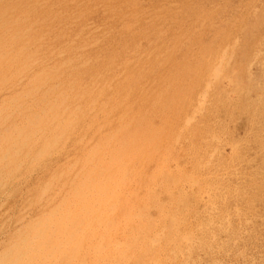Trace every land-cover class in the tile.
I'll list each match as a JSON object with an SVG mask.
<instances>
[{
	"label": "rangeland",
	"instance_id": "374dc122",
	"mask_svg": "<svg viewBox=\"0 0 264 264\" xmlns=\"http://www.w3.org/2000/svg\"><path fill=\"white\" fill-rule=\"evenodd\" d=\"M0 2V139L8 142L0 141V252L59 201L82 159L90 166L97 161L86 156L96 140L140 120L149 130L144 128L139 148L128 149L127 161L132 190L154 195L153 209L141 218L148 230L143 234L154 244L141 242L128 264H264V0ZM37 93L50 103L37 102ZM22 109L45 113L41 121L29 122L23 119L30 113L17 114ZM5 126L12 133L7 139ZM100 167L94 171L100 173ZM55 235L65 240V228ZM154 249L157 259L151 260L146 252ZM107 261L103 264H114Z\"/></svg>",
	"mask_w": 264,
	"mask_h": 264
},
{
	"label": "bare ground",
	"instance_id": "6f19581e",
	"mask_svg": "<svg viewBox=\"0 0 264 264\" xmlns=\"http://www.w3.org/2000/svg\"><path fill=\"white\" fill-rule=\"evenodd\" d=\"M4 1V0H3ZM11 1V0H9ZM16 2V0H13ZM19 1V0H17ZM27 1V0H26ZM158 1V0H157ZM175 1V0H174ZM178 1V0H177ZM180 1V0H179ZM213 1V0H212ZM6 2V0H5ZM24 2V1H22ZM45 2V1H43ZM1 3V2H0ZM11 4L14 2H10ZM17 3V2H16ZM40 3V2H38ZM143 3V2H142ZM171 4V2H169ZM176 3V2H175ZM210 3V1H209ZM213 3V2H212ZM6 4V3H5ZM9 4V3H8ZM15 4V3H14ZM20 4V2H19ZM22 4V3H21ZM28 4H31L28 2ZM27 4V5H28ZM174 4V3H173ZM172 4V6H173ZM205 4V3H204ZM203 4V5H204ZM211 4V3H210ZM3 5V4H2ZM15 5H18L15 4ZM26 5V6H27ZM1 6V4H0ZM9 6V5H5ZM20 6V5H19ZM22 6V5H21ZM20 6V7H21ZM24 6V5H23ZM33 6V5H32ZM132 6V5H130ZM141 6V5H139ZM13 7V6H12ZM11 7V8H12ZM15 7V6H14ZM40 7V6H39ZM38 7V8H39ZM57 7V6H56ZM129 7V6H128ZM127 7V8H128ZM137 7V6H136ZM144 7V6H143ZM169 7V6H168ZM178 7V6H177ZM204 7V6H202ZM201 7V8H202ZM7 8V7H6ZM29 8V7H28ZM31 8V7H30ZM68 8V7H67ZM66 8V10H67ZM93 8V7H92ZM124 8V7H123ZM134 8V7H133ZM146 8V7H145ZM149 8V7H148ZM190 8V7H189ZM200 8V7H199ZM212 8V7H211ZM10 9V8H9ZM17 9V8H16ZM20 9V8H19ZM37 9V8H36ZM61 9V8H59ZM72 9V8H71ZM121 9V8H120ZM131 9V8H130ZM161 9V8H160ZM165 9V8H164ZM169 9V8H168ZM175 9V8H174ZM179 9V8H177ZM191 9V8H190ZM194 9V8H193ZM7 10V9H5ZM12 10V9H11ZM10 10V11H11ZM14 10V9H13ZM58 10V9H57ZM62 10V9H61ZM143 10V9H142ZM159 10V9H158ZM167 10V9H166ZM180 10V9H179ZM188 10V9H187ZM195 10V9H194ZM215 10V9H214ZM4 11V10H3ZM0 11V12H3ZM18 11V10H17ZM20 11V10H19ZM30 10H28L29 12ZM161 11V10H160ZM183 11V10H182ZM207 11V10H206ZM206 11L204 13H206ZM122 12V11H121ZM126 12V11H125ZM137 12V11H136ZM203 12V11H202ZM201 12V13H202ZM7 13V12H6ZM13 13V12H12ZM15 13V12H14ZM13 13V14H14ZM17 13V12H16ZM15 13V14H16ZM19 13V12H18ZM37 13V12H36ZM35 13V14H36ZM62 13V11H61ZM112 13V12H111ZM148 13V12H147ZM170 13V12H169ZM200 13V12H199ZM203 13V14H204ZM213 13V12H212ZM10 14V15H13ZM20 14V13H19ZM40 14H42L40 12ZM146 14V13H145ZM164 14V13H163ZM181 14V13H180ZM188 14V13H185ZM4 15V14H3ZM9 15V14H8ZM32 15V14H31ZM54 15V14H52ZM58 15V14H57ZM62 15V14H59ZM122 15V14H121ZM127 15V14H126ZM147 15V14H146ZM176 15V14H175ZM39 16V15H37ZM43 16V15H42ZM116 16V15H115ZM157 16V15H155ZM178 16V15H177ZM208 16V15H207ZM206 16V17H207ZM221 16V15H220ZM16 17V16H15ZM30 17V16H29ZM28 17V18H29ZM50 17V15H49ZM48 17V18H49ZM55 17V16H54ZM58 17V16H57ZM129 17V16H128ZM132 17V16H131ZM193 17V16H192ZM191 17V18H192ZM17 18V17H16ZM19 18V17H18ZM37 18V17H35ZM47 18V17H46ZM45 18V19H46ZM53 18V17H52ZM67 18V17H66ZM150 18V17H148ZM166 18V17H165ZM178 18V17H177ZM44 19V18H43ZM147 19V18H146ZM160 19V18H159ZM162 19V18H161ZM187 19V18H186ZM204 19V18H203ZM208 19V18H206ZM217 19V18H216ZM39 20V19H38ZM96 20V18H95ZM104 20V19H103ZM191 20V19H190ZM218 20V19H217ZM64 21V20H62ZM92 21V20H91ZM137 21V20H135ZM159 21V20H157ZM166 21V20H165ZM164 21V22H165ZM168 21V20H167ZM174 21V20H173ZM179 21V20H178ZM31 22V21H30ZM39 23V21H37ZM41 22V20H40ZM45 22V21H44ZM47 22V21H46ZM67 22V21H66ZM89 22V21H88ZM126 22V21H123ZM129 22V21H128ZM127 22V24H129ZM181 22V21H180ZM185 22V21H184ZM195 22V20H194ZM35 23V22H34ZM43 23V21H42ZM54 25V22H52ZM58 23V22H57ZM60 23V22H59ZM110 23V22H109ZM121 23V22H120ZM155 23V22H154ZM178 23V22H177ZM235 23V22H234ZM62 24V23H61ZM66 24V23H65ZM122 24V23H121ZM126 24V23H125ZM132 24V23H130ZM216 24V23H215ZM50 25V23H49ZM109 25V24H108ZM112 25V23H111ZM119 25V24H118ZM124 25V24H123ZM184 25V24H183ZM225 25V24H224ZM11 26V25H10ZM67 26V24H66ZM88 26V25H87ZM91 26V25H90ZM103 26V25H102ZM166 26V25H165ZM177 26V25H176ZM189 26V25H188ZM187 26V27H188ZM201 26V25H200ZM210 26V25H209ZM213 26V25H212ZM210 26V27H212ZM215 26V25H214ZM226 26V25H225ZM224 26V27H225ZM229 26V25H228ZM235 26V25H234ZM42 27V26H41ZM49 27V26H48ZM54 27V26H53ZM64 27V26H63ZM99 27V26H98ZM126 27V26H125ZM186 27V28H187ZM198 27V26H197ZM222 27V28H224ZM227 27V26H226ZM31 28V27H29ZM52 28V27H51ZM50 28V29H51ZM124 28V27H123ZM233 28V26H232ZM27 29V28H25ZM33 29V28H32ZM40 29V28H38ZM74 29V28H72ZM93 29V28H92ZM91 29V30H92ZM106 29V28H105ZM110 29V28H109ZM176 29V28H175ZM185 29V28H184ZM205 29V27H204ZM226 29V28H225ZM76 30V29H75ZM89 30V31H91ZM95 30V29H94ZM134 30V28H133ZM131 30V31H133ZM142 30V29H141ZM180 30V29H179ZM192 30V29H191ZM194 30V29H193ZM192 30V31H193ZM42 31V30H41ZM49 31V30H46ZM77 31V30H76ZM81 31V30H80ZM79 31V32H80ZM93 31V30H92ZM105 31V30H104ZM183 31V30H182ZM195 31V30H194ZM199 31V30H197ZM226 31V30H225ZM241 31V29H240ZM50 32V31H49ZM78 32V31H77ZM186 32V31H185ZM230 32V31H229ZM239 32V31H237ZM38 33V32H37ZM43 33H45L43 31ZM42 33V34H43ZM48 33V32H47ZM63 33V32H62ZM119 33V32H118ZM125 33V32H124ZM173 33V32H172ZM181 33V32H179ZM208 33V32H207ZM228 33V32H227ZM50 34V33H49ZM81 34V33H80ZM90 34V33H89ZM123 34V33H122ZM178 34V32H177ZM185 34V33H184ZM92 35V34H91ZM117 35V34H116ZM215 35V34H214ZM26 36V35H24ZM46 36V35H45ZM72 36V35H71ZM129 36V35H127ZM136 36V35H135ZM178 36V35H177ZM184 36V35H183ZM223 36V35H222ZM16 37V36H15ZM41 37V36H40ZM39 37V38H40ZM44 37V36H43ZM53 37V36H52ZM55 37V36H54ZM69 37V36H68ZM126 37V36H124ZM221 37V36H220ZM224 37V36H223ZM38 38V39H39ZM122 38V37H121ZM120 39V38H119ZM124 39V38H123ZM188 39V38H187ZM240 39V38H239ZM118 40V38H117ZM186 40V39H184ZM49 41V40H48ZM64 41V40H63ZM66 41V40H65ZM68 41V40H67ZM66 41V42H67ZM71 41V40H70ZM74 41V40H73ZM140 41V40H139ZM221 41V40H220ZM58 42V41H57ZM76 42V41H75ZM95 42V41H94ZM103 42V41H102ZM126 42V41H125ZM189 42V41H188ZM54 43V41H53ZM105 43V42H104ZM190 43V42H189ZM213 43V42H212ZM237 43V42H236ZM55 44V43H54ZM68 44V43H67ZM91 44V43H90ZM110 44V43H109ZM216 44V42H215ZM17 45V44H15ZM56 45V44H55ZM58 45V44H57ZM89 45V44H88ZM86 45V46H88ZM101 45V44H100ZM104 45V44H103ZM111 45V44H110ZM173 45V44H172ZM217 45V44H216ZM233 45V44H232ZM123 46V44H122ZM188 46V45H187ZM231 46V45H230ZM50 47V46H49ZM52 47V46H51ZM82 47V46H81ZM85 47V45H84ZM102 47V46H101ZM175 47V46H174ZM200 47V46H199ZM226 47V46H225ZM224 47V48H225ZM245 47V45H244ZM80 48V47H79ZM98 48V47H96ZM110 48V46H109ZM179 48V47H178ZM231 48V47H230ZM95 49V48H93ZM99 49V48H98ZM120 49V48H119ZM123 49V48H122ZM208 49V48H207ZM104 50V49H103ZM102 50V51H103ZM106 51V50H104ZM113 50H111L112 52ZM121 51V50H120ZM184 51V50H183ZM231 51V49H230ZM239 51V50H238ZM115 52V51H114ZM171 52V51H170ZM176 52V51H175ZM206 52V51H205ZM260 52V51H259ZM52 53V52H51ZM64 53V52H63ZM67 53V52H66ZM77 53V52H76ZM99 53V52H98ZM106 53V52H105ZM118 53V51H117ZM116 53V54H117ZM120 53V52H119ZM220 53V52H219ZM12 54V53H8ZM100 54V53H99ZM103 54V53H102ZM184 54V53H183ZM3 54H0V58ZM110 55V54H109ZM108 55V56H109ZM182 55V54H181ZM219 55V54H218ZM231 55V54H230ZM5 56V55H4ZM3 56V57H4ZM98 56V55H97ZM114 56V55H113ZM117 56V55H116ZM260 56V55H259ZM55 57V56H54ZM166 57V56H165ZM222 56H220L221 58ZM8 58L13 59V56H8ZM114 58V57H113ZM121 60L124 58L120 57ZM112 59V58H111ZM215 59V58H214ZM237 59V58H236ZM52 60V59H51ZM113 60V59H112ZM217 60V59H216ZM222 60V59H221ZM220 60V61H221ZM255 60V59H254ZM262 60V59H261ZM111 61V60H110ZM109 61V62H110ZM124 61V60H123ZM223 61V60H222ZM225 61V60H224ZM223 61V62H224ZM63 62V61H62ZM108 62V63H109ZM112 62V61H111ZM216 62V61H215ZM222 62V63H223ZM251 62V61H250ZM253 62V61H252ZM1 63V62H0ZM59 63V62H58ZM70 63V62H69ZM68 63V64H69ZM106 64V66L108 65ZM217 63V62H216ZM241 63V62H240ZM110 64V63H109ZM226 64H228L226 62ZM236 64V63H235ZM243 64V63H242ZM250 64V63H249ZM24 65V64H23ZM118 65V64H117ZM122 65V64H120ZM128 65V64H127ZM164 65V64H163ZM172 65V64H171ZM189 65V64H188ZM216 65V64H215ZM229 65V64H228ZM237 65V64H236ZM182 66V65H181ZM187 66V65H186ZM219 66V65H218ZM94 67V66H92ZM124 67V66H123ZM127 67V66H126ZM172 67V66H171ZM214 67V66H213ZM118 68V67H117ZM225 68V67H224ZM176 69V68H175ZM221 68L217 67V71L215 72L218 75V70L220 71ZM85 70V69H84ZM178 70V69H177ZM254 70V69H253ZM263 70V69H262ZM109 71V70H108ZM201 71V70H200ZM111 72V71H110ZM120 74L121 72L118 71ZM128 72V71H127ZM177 72V71H176ZM181 72V71H180ZM213 72V70H212ZM211 72V73H212ZM222 72V71H221ZM171 73V72H170ZM210 73V72H207ZM214 73V72H213ZM214 73V74H215ZM112 74V73H111ZM110 74V75H111ZM211 75L215 78L217 75ZM255 74V73H254ZM116 75V73H115ZM115 75L113 77H115ZM119 75V74H118ZM116 75V77L118 76ZM197 75V74H196ZM207 77L208 74H206ZM108 76V75H107ZM130 76V75H129ZM174 76V75H173ZM219 76V75H218ZM226 76V75H225ZM109 77V76H108ZM112 77V78H113ZM180 77V76H179ZM256 77V76H255ZM258 77V76H257ZM128 78V77H127ZM184 78V77H183ZM182 78V79H183ZM110 79V78H108ZM118 79V78H117ZM129 79V78H128ZM131 79V78H130ZM129 79V80H130ZM185 79V78H184ZM248 79V78H247ZM173 80V79H172ZM191 80V79H190ZM199 80V79H198ZM207 80V79H206ZM210 80V79H209ZM207 80L206 82H208ZM218 80H220L218 78ZM19 81V80H18ZM108 81V80H107ZM127 81V80H126ZM125 81V82H126ZM175 81V80H174ZM213 81V80H211ZM222 81V80H221ZM22 82V81H21ZM110 82V81H109ZM115 82V81H114ZM117 82V80H116ZM122 82V81H121ZM131 82V81H130ZM134 82V81H133ZM177 82V81H176ZM180 82V81H179ZM192 82V81H191ZM225 82V81H224ZM223 82V83H224ZM118 83V82H117ZM116 83V84H117ZM185 83V82H184ZM205 83V81H204ZM211 82H209L210 84ZM263 83V82H262ZM122 84V83H121ZM128 83H126L127 85ZM131 84V83H130ZM237 84V83H236ZM125 85V86H126ZM175 85V84H174ZM200 85V84H199ZM224 85V84H223ZM260 85V84H259ZM121 86V85H120ZM129 86V85H128ZM141 86V85H140ZM190 86V85H189ZM206 86V83L205 85ZM227 86V85H226ZM229 86V85H228ZM231 86V85H230ZM115 87V85H114ZM135 87V86H134ZM142 87V86H141ZM168 87V85H167ZM184 87V86H183ZM187 87V86H185ZM215 87V86H213ZM118 88V86H117ZM116 88V89H117ZM127 88V87H126ZM174 88V87H173ZM193 88V87H192ZM209 88V87H208ZM211 88V87H210ZM224 88V87H223ZM222 88V89H223ZM246 88V87H245ZM252 88V86H251ZM105 89V88H104ZM124 89V88H122ZM128 89V88H127ZM133 89V88H132ZM135 89V88H134ZM183 89V88H182ZM204 89V88H203ZM242 89V85H241ZM106 90V89H105ZM115 90V89H114ZM138 91V88L136 89ZM202 90V89H201ZM220 89H218L219 91ZM140 91V90H139ZM145 91V90H144ZM175 91V90H174ZM178 91V90H177ZM205 91V90H204ZM108 92V91H107ZM120 92V91H119ZM127 92V91H126ZM189 92V91H188ZM200 92V91H199ZM198 92V93H199ZM203 92V91H202ZM225 92V91H224ZM260 92V91H259ZM133 93H136L135 91ZM206 93V91L204 92ZM214 93V92H213ZM221 93V92H220ZM250 93V91H249ZM121 94V93H120ZM130 94V93H129ZM202 94V93H201ZM224 94V93H222ZM254 94V93H253ZM60 95V94H59ZM133 95V94H132ZM204 94H202L203 96ZM121 96V95H120ZM37 102L49 104L50 101L47 100V96L44 94L39 96L37 93ZM97 97V96H96ZM139 97V96H138ZM209 97V96H208ZM216 97V96H215ZM226 97V96H225ZM236 97V96H234ZM253 97V96H252ZM255 97V96H254ZM149 98V97H148ZM202 98V102H204V98ZM211 98V97H210ZM209 98V99H210ZM220 98V97H219ZM242 98V97H241ZM246 98V96H245ZM250 98V96H249ZM121 99V98H118ZM129 99V98H128ZM131 99V97H130ZM110 100V99H109ZM117 100V99H116ZM150 100V99H149ZM229 100V99H228ZM234 100V99H233ZM263 100V99H262ZM261 100V101H262ZM127 100H125L126 103ZM151 101V100H150ZM199 100H197L198 102ZM219 101V99H218ZM247 101V100H246ZM259 101V102H261ZM20 102V101H19ZM106 102V101H105ZM120 102V101H119ZM124 102V101H123ZM201 102V101H200ZM201 102V103H202ZM211 102V101H209ZM215 102V101H214ZM223 102V101H222ZM239 102V101H238ZM111 103V102H110ZM118 103V102H117ZM170 103V102H168ZM172 103V101H171ZM199 103V102H198ZM200 103V104H201ZM216 103V102H215ZM225 103V102H224ZM248 103V101H247ZM264 103V102H263ZM106 104V103H105ZM119 104V103H118ZM161 104V103H160ZM213 104V103H212ZM220 104V103H219ZM223 104V103H222ZM236 104V103H235ZM238 104V103H237ZM261 104V103H260ZM116 105V103L114 104ZM125 105V104H124ZM139 105V104H138ZM226 105V104H225ZM231 105V104H230ZM251 105V104H250ZM52 106V105H51ZM151 106V105H150ZM164 106V105H163ZM219 106V105H218ZM234 106V105H233ZM258 106V105H257ZM264 106V105H263ZM121 107V106H120ZM124 107V106H123ZM135 107V106H134ZM157 107V106H156ZM154 107V108H156ZM167 107V106H166ZM196 107V106H195ZM212 107V106H211ZM252 107V106H251ZM262 107V105H261ZM98 108V107H97ZM110 108V107H109ZM164 108V107H163ZM172 108V107H171ZM208 108V107H207ZM216 108V107H215ZM221 108V107H220ZM229 108V107H228ZM237 108V107H236ZM246 108V106H245ZM260 108V107H259ZM28 109V107H27ZM117 109V108H115ZM119 109V108H118ZM124 109V108H123ZM129 110V108H127ZM205 109V108H204ZM203 109V110H204ZM211 109V108H210ZM224 109V108H223ZM165 110V109H164ZM171 110V109H170ZM174 110V109H173ZM172 110V112H173ZM221 110V109H220ZM219 110V111H220ZM237 110V109H236ZM263 110V109H262ZM102 111V110H101ZM105 111V110H104ZM108 111V110H106ZM105 111V112H106ZM198 111V109H197ZM228 111V110H227ZM256 111V110H255ZM116 112V111H115ZM151 112V111H150ZM149 112V113H150ZM170 112L169 110L167 111ZM175 112V111H174ZM201 112V111H200ZM217 112V111H216ZM0 113H2L0 111ZM28 116L25 118V114ZM45 111L42 112V116ZM148 113V112H146ZM145 113V115H146ZM209 113V112H208ZM207 113V114H208ZM222 113V112H221ZM257 113V112H256ZM260 113V112H259ZM19 116H24L23 120H28L32 122L33 118L35 121H39L42 116L39 113L34 115L33 112H29V110H21L17 113ZM120 114V113H119ZM118 114V115H119ZM155 114V113H154ZM167 114V113H166ZM179 114V113H178ZM217 114V113H215ZM229 114V113H228ZM245 114V113H244ZM250 114V113H249ZM86 115V114H85ZM150 115V114H149ZM177 115V114H176ZM221 115V114H220ZM257 115V114H256ZM261 115V114H260ZM53 116L54 119V115ZM166 116V115H165ZM170 116V115H169ZM203 116V115H202ZM217 116V115H216ZM258 116V115H257ZM41 117V118H39ZM127 117V116H126ZM146 117V116H145ZM159 117V116H158ZM163 117V116H162ZM205 117V116H204ZM213 117V116H212ZM219 117V116H218ZM217 117V118H218ZM102 118V117H101ZM117 118V117H116ZM124 117H122L123 119ZM165 118V117H164ZM192 120V117H190ZM195 118V117H194ZM106 119V118H105ZM108 119V118H107ZM110 119V118H109ZM149 119V118H148ZM157 119V118H156ZM171 119V118H170ZM129 120V119H128ZM213 120V119H212ZM249 119H247L248 121ZM258 120V119H257ZM41 121V120H40ZM174 121V120H172ZM208 121V120H207ZM237 121V120H236ZM132 122V126H129L130 123L127 121L124 122L120 127L116 128L113 131V134L103 135L101 137V141L96 140L94 145V151L87 152V157H94L96 158V162L90 165H86L87 160L84 158L81 161L80 168L76 169V176L74 178L73 184L67 188L63 189L62 194H60L59 201L53 203L48 208L49 210L46 211V214L42 217H37V220H34L33 223L27 225L21 231H18L15 235L17 237L13 238V241L10 240V246L4 247L2 252H0V264H103L105 261L108 263L114 262V264H128L131 262V254L132 251H135L136 248L141 247V242L145 244L153 245L154 241L146 238V234H143L144 231L148 232L147 228L141 226V218L145 217V214L153 209L154 205L151 203L154 202V195H140L137 190L134 188L132 190L133 181L131 178L130 170L133 168L129 167L128 164V149L129 148H139L140 143L139 140L140 136L144 132V128L148 129V124L144 123L140 120L129 121ZM143 122V124H142ZM215 122V121H214ZM256 122V121H255ZM196 123V122H195ZM209 123V122H208ZM243 123V122H241ZM263 123V122H262ZM3 123L0 121V130L3 127ZM152 124V123H151ZM169 124V122H168ZM11 125V124H10ZM9 125V126H10ZM13 125V124H12ZM119 125V123H118ZM204 125V123H203ZM9 126H5L6 131L4 130L2 134L4 138L7 139L8 136L12 135L11 129ZM194 126V125H193ZM210 126V125H209ZM221 126V124H220ZM16 127V126H15ZM118 127V126H117ZM198 127V125H197ZM17 128V127H16ZM108 128V127H107ZM106 128V129H107ZM155 128V127H154ZM152 127V129H154ZM216 128V127H215ZM14 129V127H12ZM38 128H35L34 132ZM42 129V128H41ZM81 129V128H80ZM105 129V130H106ZM45 130V129H43ZM149 130V129H148ZM209 130V129H208ZM207 130V131H208ZM248 130V129H247ZM246 130V131H247ZM84 131V130H82ZM99 131V130H98ZM157 131V130H156ZM204 131V130H203ZM101 132V131H100ZM107 132V131H106ZM172 132V131H171ZM63 133V132H62ZM108 133V132H107ZM216 133V132H215ZM45 134V133H44ZM55 134V133H54ZM160 134V133H159ZM83 135V134H82ZM89 135V133H88ZM93 135V134H92ZM156 135V134H155ZM154 135V136H155ZM204 135V134H203ZM213 135V133H212ZM162 136V135H160ZM177 136V135H176ZM175 136V137H176ZM179 136V135H178ZM177 136V137H178ZM222 136V135H221ZM220 136V137H221ZM224 136V135H223ZM88 137V136H87ZM261 137V136H260ZM43 138V137H42ZM47 138V137H46ZM59 138V137H58ZM149 138V137H147ZM158 138H160L158 136ZM203 138V137H202ZM216 138V137H215ZM214 138V139H215ZM41 139V138H40ZM57 139V137H56ZM80 139V138H79ZM156 139V138H155ZM154 139V140H155ZM176 139V138H175ZM187 139V138H185ZM209 139V138H208ZM75 140V139H74ZM168 140V139H167ZM177 140V139H176ZM218 140V139H216ZM3 141V144H7V141ZM82 141V139H81ZM80 141V142H81ZM98 141V142H97ZM103 142V143H102ZM175 142V141H174ZM192 142V141H191ZM35 143V142H33ZM70 143V142H69ZM100 143V144H99ZM162 143V142H161ZM221 143V142H220ZM97 144H99L97 146ZM235 144V143H234ZM8 145V144H7ZM199 145V144H198ZM237 145V144H236ZM67 146V145H66ZM154 146V145H153ZM196 146V145H195ZM211 146V145H210ZM145 147V146H144ZM204 147H206L204 145ZM221 147V146H220ZM45 148V147H44ZM214 148V146H213ZM222 148V147H221ZM220 148V149H221ZM210 149V148H209ZM216 149V147H215ZM255 149V148H254ZM38 150V149H37ZM73 150V149H72ZM189 150V149H188ZM207 150V149H205ZM231 150V149H230ZM86 151V150H85ZM84 151V152H85ZM227 151V150H226ZM191 152V151H190ZM196 152V151H195ZM28 153V152H27ZM99 153L103 155H99ZM197 153V152H196ZM212 153V152H211ZM190 154V153H189ZM35 156V155H34ZM211 156V154H210ZM208 157V156H207ZM225 157V156H223ZM57 159V158H56ZM105 161V162H104ZM199 161V160H198ZM209 161V160H208ZM207 161V162H208ZM257 162V161H256ZM31 163V162H30ZM42 163V162H41ZM198 163V162H197ZM206 163V162H205ZM15 164V163H14ZM80 164V163H79ZM83 164V166H82ZM207 164V163H206ZM29 165V164H28ZM99 165L100 167L99 172L97 173L94 171L97 170ZM205 165V164H204ZM222 165V164H221ZM224 165V164H223ZM22 167V166H20ZM219 167V166H218ZM224 168V167H223ZM231 168V167H230ZM259 168V167H258ZM190 169V168H189ZM241 169V168H240ZM247 169V168H246ZM12 170V169H11ZM163 170V169H162ZM209 170V168H208ZM236 170V169H235ZM19 171V170H18ZM144 171V170H143ZM148 171V170H147ZM20 172V171H19ZM220 172V171H219ZM224 172V171H223ZM229 171H227L228 173ZM236 172V171H235ZM245 172V171H244ZM18 173V172H17ZM246 173V172H245ZM258 173V172H257ZM16 174V173H15ZM29 175V173H26ZM155 172L153 173V175ZM18 175V174H16ZM63 175V174H62ZM200 175V174H199ZM231 175V174H230ZM242 175V174H241ZM13 176V175H12ZM22 176V175H21ZM20 176V177H21ZM32 176V175H31ZM46 176V175H45ZM249 176V175H248ZM254 176V175H253ZM257 176V175H256ZM10 177V176H9ZM217 177V176H216ZM222 177V175H221ZM236 177V175H235ZM251 177V176H250ZM2 178V176H1ZM22 178V177H21ZM71 178V177H70ZM207 178V177H206ZM30 179V178H29ZM229 179V178H228ZM22 180V179H21ZM196 180V179H195ZM260 180V179H259ZM8 181V180H7ZM20 181V179H19ZM70 181V180H69ZM243 181V180H242ZM5 182V181H3ZM10 182V181H9ZM44 182V181H43ZM66 183L65 181H62ZM68 182V181H67ZM196 182V181H195ZM194 182V184H196ZM201 182V181H200ZM227 182V181H226ZM16 183V182H15ZM219 183V182H217ZM216 183V184H217ZM2 184V182L0 183ZM12 185V183H10ZM24 184V182H23ZM207 184V183H206ZM258 184V183H256ZM7 185V183H6ZM5 185V186H6ZM9 185V186H11ZM17 185V184H16ZM15 185V186H16ZM195 186V185H194ZM198 186V185H196ZM201 186V185H200ZM220 186V185H219ZM14 187V186H13ZM221 187V186H220ZM21 188L23 186L21 185ZM55 188V187H54ZM189 188V187H188ZM216 188V187H215ZM18 189V188H17ZM220 189V188H219ZM1 190V189H0ZM11 190V189H10ZM13 190V189H12ZM20 190V187H19ZM204 190V189H203ZM214 190V189H213ZM192 191V190H191ZM216 191V190H215ZM220 191V190H219ZM5 192V190H4ZM15 192V191H14ZM19 193L21 191H18ZM10 193V192H9ZM151 194V192H149ZM207 193V192H206ZM3 194V192L1 193ZM8 194V193H7ZM17 194V193H16ZM15 194V195H16ZM213 194V193H212ZM23 195V194H22ZM36 195V193H35ZM43 195V194H42ZM48 195V194H47ZM52 195V194H50ZM216 195V193H215ZM223 195V194H222ZM244 195V194H243ZM6 196V194H5ZM8 196V195H7ZM211 196V193H210ZM10 197V196H8ZM21 197V196H20ZM7 198V197H6ZM11 198V197H10ZM18 198V196H17ZM25 198V197H24ZM209 198V197H208ZM2 199V198H0ZM5 199V198H4ZM21 199V198H20ZM23 199V198H22ZM42 199V198H41ZM74 199V201H73ZM210 199V198H209ZM221 199V198H220ZM17 201V200H16ZM15 201V202H16ZM4 202V201H3ZM21 202V201H20ZM202 202V201H201ZM14 203V202H13ZM213 203V202H212ZM2 204V203H1ZM8 204V203H7ZM19 204V201H18ZM74 204V205H73ZM211 205V203L209 202ZM9 206L11 204H8ZM26 205V203H25ZM205 205V203H204ZM203 205V207H204ZM216 205V203H215ZM214 205V206H215ZM14 206V205H12ZM24 206V205H23ZM43 207V206H42ZM240 207V206H239ZM259 207V206H257ZM8 208V207H7ZM26 207H23V209ZM236 208V207H235ZM6 209V208H5ZM21 209V208H20ZM19 209V210H20ZM42 209V208H41ZM249 209V208H248ZM29 210V209H27ZM197 210V208H196ZM200 210V209H199ZM211 210V209H210ZM236 210V209H235ZM4 211V210H3ZM144 211V213H143ZM239 211V209H238ZM198 212V211H197ZM196 212V213H197ZM220 212V211H219ZM245 212V211H244ZM242 213V212H241ZM250 213V212H249ZM9 214V213H8ZM202 214V213H201ZM205 214V213H204ZM216 214V213H215ZM226 214V213H225ZM235 214V213H234ZM246 214V213H245ZM14 215V214H13ZM38 215V214H37ZM208 215H210L208 213ZM214 215V214H213ZM247 215V214H246ZM218 216V215H217ZM238 216V215H237ZM254 216V215H253ZM225 217V216H224ZM223 217V218H224ZM228 217V216H227ZM248 217V216H247ZM246 217V219H247ZM252 217V216H251ZM226 218V217H225ZM11 219V218H10ZM190 219V218H189ZM212 220V219H211ZM224 221V220H223ZM229 222V220H226ZM235 221V220H234ZM203 222V221H202ZM215 223V222H214ZM252 223V222H251ZM217 225V224H216ZM221 225V224H220ZM227 225V224H226ZM230 225V224H229ZM78 226V233L82 234L81 238H75L76 231L74 230ZM206 226V225H205ZM219 226V225H218ZM197 227V226H196ZM195 227V228H196ZM207 227V226H206ZM6 228V227H5ZM65 228V232L67 234L66 239L55 235L56 230H62ZM199 228V227H198ZM251 228V227H250ZM249 228V230H250ZM193 229V228H192ZM236 229V228H235ZM248 230V229H247ZM246 230V231H247ZM208 231V230H207ZM192 233V232H191ZM162 235V234H161ZM192 234H189V237ZM194 235V234H193ZM66 236V235H65ZM185 236V235H184ZM184 236H181L184 237ZM187 236V235H186ZM185 236V237H186ZM96 238V241L90 240V238ZM214 237V236H213ZM216 237V236H215ZM188 238V237H187ZM185 238V239H187ZM182 238L183 241H186ZM157 240V239H156ZM192 240V239H191ZM198 239H196L197 241ZM259 240V239H258ZM159 241V240H157ZM156 242V241H155ZM179 242V241H178ZM181 242V241H180ZM187 242V241H186ZM192 242V241H191ZM190 244V243H189ZM192 245V244H191ZM188 246V244H187ZM192 247V246H190ZM189 251V248L187 249ZM179 251V250H178ZM157 250H150L151 254L146 255L149 256V259H157L156 255ZM172 251H169V253ZM180 252V251H179ZM191 253V252H190ZM182 254V252H181ZM260 255V254H259ZM182 256V255H180ZM263 256V255H262ZM133 257V256H132ZM140 258L143 256L140 254ZM111 259V260H109ZM249 260V259H248ZM146 261V260H145ZM183 261V260H182Z\"/></svg>",
	"mask_w": 264,
	"mask_h": 264
}]
</instances>
